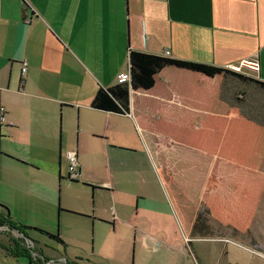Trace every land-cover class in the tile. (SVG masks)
Instances as JSON below:
<instances>
[{
	"label": "crops",
	"instance_id": "0c3cea01",
	"mask_svg": "<svg viewBox=\"0 0 264 264\" xmlns=\"http://www.w3.org/2000/svg\"><path fill=\"white\" fill-rule=\"evenodd\" d=\"M260 19L264 0H0V214L28 224L9 210L15 197H31L25 201L31 207L40 196L51 207L50 192L67 178L106 192L113 211L100 217L115 221L120 214L140 245L169 251L176 264H219L218 253L198 252L195 239L188 250L183 240L134 117L129 62L145 53L259 69ZM228 52L236 56L227 60ZM68 150L76 151L78 179L68 176ZM55 249L53 264H62L59 258L82 264L81 256ZM0 264L31 263L0 247Z\"/></svg>",
	"mask_w": 264,
	"mask_h": 264
},
{
	"label": "rangeland",
	"instance_id": "374dc122",
	"mask_svg": "<svg viewBox=\"0 0 264 264\" xmlns=\"http://www.w3.org/2000/svg\"><path fill=\"white\" fill-rule=\"evenodd\" d=\"M255 39L259 69L236 60L217 66L145 53L129 62L132 99L137 95L150 111L138 121L139 131L145 143H157L154 149L146 147L164 189L170 184L197 211L216 200L235 218L237 236L253 242L250 248L239 238L230 239L226 224L216 229L226 232L224 237L193 238L198 252L218 253L219 264H264L257 253H264V27L256 30ZM235 56L228 52L225 59ZM66 183L50 192L51 207H44L40 196L27 207L25 201L32 198L22 194L15 197L14 207L8 206L28 224L59 233L65 243L28 230L33 238L65 249L67 256H81L82 264H176L169 251L135 242L120 214L115 221L100 217L113 211L106 192H92L67 178ZM57 201L62 206L58 222ZM67 202L95 219L67 212H83L63 207Z\"/></svg>",
	"mask_w": 264,
	"mask_h": 264
},
{
	"label": "trees",
	"instance_id": "16d2710c",
	"mask_svg": "<svg viewBox=\"0 0 264 264\" xmlns=\"http://www.w3.org/2000/svg\"><path fill=\"white\" fill-rule=\"evenodd\" d=\"M137 54L140 53H135L134 55ZM133 98H136L132 99V104L134 117L138 123L140 118H146L145 116L150 113V111L147 109V107H145L144 104L139 102L137 95H134ZM145 144L149 146V149H154L157 146V143L154 140L151 142L148 141ZM166 189L165 191L167 193L168 199L178 218L181 228L189 237V240L186 242L188 250L192 245L193 238L224 237L226 232L222 233L217 231L216 229L218 225L222 226L223 224H226V234H228L230 239L239 238V236H237L238 225L235 221V218L232 216L229 210L221 207L216 200L210 201V207L206 210L197 211L195 210L193 204L181 194L176 192L170 184L167 185ZM4 208L7 209V207ZM0 225H8L7 229L0 230V247L9 255L15 257H28L31 264H53L55 260L51 261L50 258L53 257L56 249L55 247L48 245L46 242H41L40 240H36L30 236L28 234V230L34 232L37 231L44 237L64 244V241L61 239L58 233L50 232L40 227L15 221L8 213L0 214ZM12 228H16L22 235L15 234L12 231ZM28 238H32V240L35 242V248L33 249L34 254L32 253L31 248L28 246ZM251 238L253 239V236H251ZM239 239L241 240L240 242L246 247L251 248L253 245L252 240L247 238L245 239L242 236ZM65 261L68 264H79L77 261H70L68 258H65L62 264H64Z\"/></svg>",
	"mask_w": 264,
	"mask_h": 264
},
{
	"label": "built area",
	"instance_id": "2783aa9c",
	"mask_svg": "<svg viewBox=\"0 0 264 264\" xmlns=\"http://www.w3.org/2000/svg\"><path fill=\"white\" fill-rule=\"evenodd\" d=\"M167 52L168 51L166 50L165 53H167ZM21 64H22L21 65V72L24 73L26 71V68H27L26 61L23 60ZM125 110H127L128 113L131 114V111H132L131 104L127 105L125 107ZM0 120H3V115H0ZM66 156H67V166H68V176H69V178L70 179H78L80 172H79V168H78V161H77L76 151L75 150H68L66 152ZM5 228L7 229L8 225L0 226V230H4ZM184 240H185V242H187L189 240V237L186 234H184ZM27 242H28V246L31 247L32 253L34 254V252H33L34 241H32L30 239H27ZM63 260H64V258H59V259H57V262L61 263V262H63Z\"/></svg>",
	"mask_w": 264,
	"mask_h": 264
},
{
	"label": "water",
	"instance_id": "95a60500",
	"mask_svg": "<svg viewBox=\"0 0 264 264\" xmlns=\"http://www.w3.org/2000/svg\"><path fill=\"white\" fill-rule=\"evenodd\" d=\"M12 230L15 231V233H17V234L22 235L16 228H12Z\"/></svg>",
	"mask_w": 264,
	"mask_h": 264
}]
</instances>
